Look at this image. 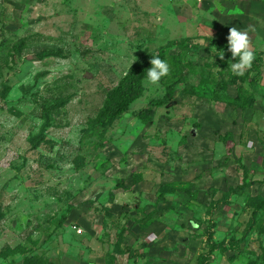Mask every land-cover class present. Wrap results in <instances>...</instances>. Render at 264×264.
Returning <instances> with one entry per match:
<instances>
[{"label": "rangeland", "instance_id": "1", "mask_svg": "<svg viewBox=\"0 0 264 264\" xmlns=\"http://www.w3.org/2000/svg\"><path fill=\"white\" fill-rule=\"evenodd\" d=\"M231 27L262 52L245 109L207 40ZM161 49L182 64L111 119L109 92ZM260 201L264 0H0V264H264ZM209 231L238 248L208 255Z\"/></svg>", "mask_w": 264, "mask_h": 264}, {"label": "trees", "instance_id": "2", "mask_svg": "<svg viewBox=\"0 0 264 264\" xmlns=\"http://www.w3.org/2000/svg\"><path fill=\"white\" fill-rule=\"evenodd\" d=\"M210 42H213L217 45V53L216 55L220 56L224 54V58L222 60V63L226 66H229L231 63L237 62L236 59H233L231 56V53L228 51L227 48V42H221L217 39H211L207 38ZM22 43V39L19 41ZM172 43L174 46H178L181 49L187 50L190 47H197L198 44L193 43L192 39L190 38H181V39H176L173 40ZM160 51H153V52H148L146 53L139 61H137L135 64H133L126 72L123 80L121 83L115 87L112 91L109 92V100H108V110H109V117L111 119L118 118L120 117L124 112H126L129 109V106L141 96L143 88H142V83L145 78H147V69L151 67L150 65V60L152 56H158L160 59L164 60L167 62L168 58L172 62V66L175 68H178L182 64V57L180 54L178 55H172L170 57H166L163 52ZM255 53V59L252 63V66L250 69H248L244 75H235L232 73L231 70H229L230 77L232 78V83L230 84H236L237 82H240L237 86V94L233 97L234 101L236 102L235 107H238L240 109H245L246 107H250L253 105L254 102V96L252 93L246 95L245 92H242L244 90L243 86L244 83L241 84L242 80L248 79V84L251 86H254L258 82L257 75L260 70V66L262 63V52L261 51H253ZM49 53V52H47ZM238 60V58H237ZM252 71H256L257 73L253 76H250V73ZM217 74H223V71L218 70ZM229 82H226L225 80H222L220 83V87L225 89L227 87V84ZM174 93V88L173 86H170L168 88L167 93L163 98L160 99H155L150 102V107L148 108H143L140 113L138 114L140 119L144 122L147 123L149 122L154 114L153 109L151 106H161L163 104H166L170 102L171 97ZM231 136V132H227L224 136H222V139L225 141L226 138ZM243 168V182L239 186V188H243L251 184V181H247V171L246 167L241 164ZM238 190H232L230 192H226L225 195L223 196L222 199H219L216 201V204H228L230 202V197L231 195L237 193ZM264 201H260L258 205L262 204ZM257 208V207H256ZM256 208L252 212V215L248 221L247 224V229H249L254 221V214L256 211ZM209 239H208V255L212 253L215 250H219L220 252H225L226 250H235L238 248V242L235 241L233 243H230L229 245L223 243V242H218L215 243L211 241V232L209 231L208 233ZM120 240V239H119ZM118 245V244H117ZM26 260V259H25ZM23 264H34L32 261H25Z\"/></svg>", "mask_w": 264, "mask_h": 264}, {"label": "clouds", "instance_id": "3", "mask_svg": "<svg viewBox=\"0 0 264 264\" xmlns=\"http://www.w3.org/2000/svg\"><path fill=\"white\" fill-rule=\"evenodd\" d=\"M227 48L232 58L237 61L231 63L230 70L235 75H244V73L251 68L255 59V53L251 47V38L248 30H240L237 27H231L227 36ZM220 58L223 59L224 54L220 55ZM150 65L151 67L147 69V82L151 85L159 86L161 78L169 75L170 66L158 56H152Z\"/></svg>", "mask_w": 264, "mask_h": 264}]
</instances>
